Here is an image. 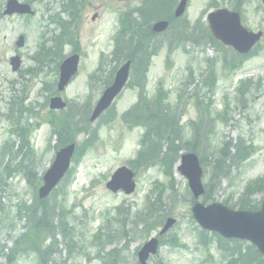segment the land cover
Segmentation results:
<instances>
[{"label":"rangeland","instance_id":"obj_1","mask_svg":"<svg viewBox=\"0 0 264 264\" xmlns=\"http://www.w3.org/2000/svg\"><path fill=\"white\" fill-rule=\"evenodd\" d=\"M4 1L0 0V16ZM31 1L34 16L28 20L17 17L0 20V149L3 144L8 145V152L0 163V173L6 171L4 186L0 184V264H137V252L156 236L167 218H173L176 223L162 238L157 255L148 264L222 263L226 245L217 236L202 232L192 219L194 201L187 180L174 170L175 163L162 161L165 146L160 157L147 156L141 163L132 195L112 194L105 189V184L117 168L128 167L126 161L139 151V140L150 128L148 114L143 115L139 124L126 123L128 117L124 114L132 113L135 104L139 106L140 88H143L140 106L145 99L151 103L162 88L165 94L162 104L175 118L174 140L179 152L190 151L186 142L193 137V126L203 135L205 129H202L211 130L209 125H212L208 140L204 143L202 138L199 140L197 155L203 162L206 197L198 201L203 205L221 204L230 210H239L242 205L247 211L260 209L264 203V189L258 190L264 183V9L261 0H190L180 20H173L171 16L178 0H168V13L164 14L163 10L151 18L143 15L147 7H153L154 0H85L74 29L80 52L78 74L59 94L67 104L62 112L49 111L47 102L57 93L58 64L76 49L75 42L72 43L74 34L70 28V39H62L58 24L66 16L60 18L57 14L61 9L60 0ZM238 8L244 28L263 33L256 53L247 58L217 50L205 38L201 41L199 38V31L206 29L210 12ZM126 9L135 13L127 19L132 24L150 25L166 17L171 20L170 28L166 34L153 38L149 51L153 56L146 72L139 66L137 53L126 88L110 110L90 124L89 114L105 89L118 55L105 64L99 80L89 83V76L97 68L100 55H110L113 36L122 26L119 21L120 18L124 21L122 15ZM94 15L97 16L92 21ZM53 16L54 24L50 20ZM42 33H45V55L32 61ZM20 35L25 37V45L16 50L14 43ZM123 52L125 55L129 49ZM17 54L22 65L15 74L9 58ZM233 63H238L237 68L233 69ZM209 73L215 74L213 87L211 79L206 82ZM139 75L143 76V86L136 81ZM11 98L16 104L22 102L20 114L16 110L9 113ZM51 114H54L52 124L49 123ZM64 123L68 131L61 136ZM90 134H94L91 140ZM25 137L30 148L21 151L20 145L27 144L22 143ZM65 140L75 142L80 157L49 200L42 205L35 204L40 178ZM238 143L241 153L248 152L240 161L234 157ZM32 205L36 206L29 208L32 211L40 213L45 205L56 216V223L45 222L38 236L48 235L53 228L55 231L59 217L69 227L65 240L63 235L54 237V248L49 253L45 249L51 241L44 242L39 249L42 256L29 246L33 236L25 243L15 244L28 232L24 208ZM118 207L123 209L115 213ZM151 208H155L154 213L146 219Z\"/></svg>","mask_w":264,"mask_h":264},{"label":"water","instance_id":"obj_2","mask_svg":"<svg viewBox=\"0 0 264 264\" xmlns=\"http://www.w3.org/2000/svg\"><path fill=\"white\" fill-rule=\"evenodd\" d=\"M186 2L187 0H180L174 13L176 18L184 13ZM14 13H28V7L16 4L15 0H8L5 14L12 15ZM208 21L216 39L222 41L225 45L234 47V49L241 53H246L260 37V35L253 36L246 33L239 26L237 15L226 11H218L209 15ZM167 26V22L156 23L152 27V32H164ZM14 64L13 69L15 70L18 63L15 62ZM77 64V56L70 57L61 64L59 69V91H62L75 75ZM128 71L129 63H126L117 71L112 85L104 91L94 109L90 118L91 122L97 119L120 93L127 81ZM50 108L63 109L64 104L60 99L55 98L50 101ZM73 151L74 146L70 145L56 154L50 170L43 177L44 184L38 192L40 199L45 198L63 177L69 167ZM180 164L178 171L187 179L193 197L197 198L203 193L200 183L201 170L198 159L193 154H185L181 157ZM107 189L113 193L122 190L127 195L131 194L134 191L133 174L126 168H120L111 177L110 182L107 184ZM192 214L203 230L218 233L224 238L249 240L257 248V251L264 255V204L259 213L230 212L216 204L208 207L196 204L192 208ZM173 224L174 220L168 219L159 235L166 233ZM157 246L158 242L156 239H151L144 244L137 255L139 264H145L150 255H155Z\"/></svg>","mask_w":264,"mask_h":264},{"label":"trees","instance_id":"obj_3","mask_svg":"<svg viewBox=\"0 0 264 264\" xmlns=\"http://www.w3.org/2000/svg\"><path fill=\"white\" fill-rule=\"evenodd\" d=\"M140 27L137 31H134L133 33H130V41H128L127 46L130 47V53L127 58H134V56L138 53L141 55V58L143 61L147 62L149 59V55L147 53L148 46H149V35L148 29ZM200 34V41L204 38L210 43L213 44V40L207 30L203 29L199 31ZM119 40H117V43ZM199 43V42H198ZM196 45H199V44ZM214 45V44H213ZM142 52V53H141ZM207 86V84H204ZM212 88V87H211ZM164 96L161 94H158V99L153 102L151 105H142L139 109L137 108L132 117L134 119V122L139 124L142 123V117L145 114L146 119L150 123V128L148 132L142 136L140 141V151L137 154V157L134 162L131 163L132 167L134 169L140 168L141 163L143 164L147 158L160 157L161 156V148L162 146H165L166 154L163 155V158L161 157L162 161H168L167 163L173 165L178 159L179 156V147L175 142V135L177 132L176 128V122L173 118H170L168 109L163 106ZM131 117V118H132ZM197 124H199L197 122ZM211 130H208V128H203L204 131L203 135L199 134V131L194 130L193 128V137L192 141L186 142V146L189 148L190 151L195 152L199 154V140L202 138L201 142L204 143L206 140H208V136L212 131V125ZM204 127H208V125H204ZM168 130V131H166ZM62 131H65V128L62 129ZM166 133L168 135H166ZM150 135V138L148 136ZM149 139L150 144L147 145V141ZM238 146V147H237ZM234 147L236 150V153L234 157L236 158V161H240L243 159L246 155L248 156L247 151H243L244 153L240 152L239 143L238 145ZM239 148V149H238ZM223 156H227L224 153L221 152ZM169 158L167 159V157ZM201 164H203L202 159H200ZM170 176V173L168 174ZM262 187L258 190L264 189V183L260 184ZM250 188L247 189L249 191ZM158 205V202L155 204V206ZM36 206L34 205L33 209ZM239 210H249L246 206L242 205L240 206ZM253 210V209H250ZM26 217L27 222L29 224L28 232L18 239L16 241V245H19L20 243H25L26 240H28L31 236H33V240L30 242V248L32 251H35L36 254H40L39 249L43 247L44 242L49 239L51 243L48 245V248L45 249L47 253H49L54 248V228L53 232H49V234H45L43 236L39 235V230H41L44 227V223L48 222L50 224H53L54 222V216L51 214L49 210L46 209V206H43V211L41 213H38L36 211H32L28 209L26 211ZM59 218V222H60ZM59 234L64 236L68 235L66 232L69 231V227L66 223H60L59 225ZM41 238V239H40ZM40 242V243H39ZM226 248L224 250L225 256L222 257L223 264H264V257L258 254L255 249L248 245V244H240L236 242H228V241H222ZM42 256V255H41Z\"/></svg>","mask_w":264,"mask_h":264}]
</instances>
